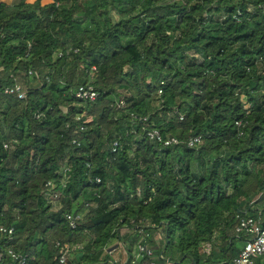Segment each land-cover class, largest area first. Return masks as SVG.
<instances>
[{
  "label": "trees",
  "instance_id": "16d2710c",
  "mask_svg": "<svg viewBox=\"0 0 264 264\" xmlns=\"http://www.w3.org/2000/svg\"><path fill=\"white\" fill-rule=\"evenodd\" d=\"M89 81L95 101L75 95ZM17 84L23 100L4 93ZM0 103V223L15 229L0 244L30 264L65 246L70 264H146L139 244L158 264H232L237 215L264 222V0L0 2ZM119 239L126 261L108 252Z\"/></svg>",
  "mask_w": 264,
  "mask_h": 264
},
{
  "label": "built area",
  "instance_id": "2783aa9c",
  "mask_svg": "<svg viewBox=\"0 0 264 264\" xmlns=\"http://www.w3.org/2000/svg\"><path fill=\"white\" fill-rule=\"evenodd\" d=\"M63 53L60 52V55ZM96 69V67H93V71ZM92 75V72H91ZM162 92V91H160ZM4 93L7 95H14L19 100L25 99L26 95L23 91V88L20 84H17L15 86L7 87L4 90ZM76 97L83 100H90L95 101L98 97V91L95 89L94 85L91 83V81L81 84L77 90H76ZM1 107V103H0ZM126 107V101L125 99L121 98L117 102V108L118 109H124ZM133 118H137L136 115L132 114ZM87 119V121L90 120ZM77 120L81 119V116L76 117ZM144 120H147V118H144ZM148 136L151 140L156 141L158 143H163L164 145H173L179 143L178 139L175 137H164L162 133L157 130H151L148 133ZM202 141L201 136H196L190 139L189 146H194ZM118 145L117 142H114L113 144V151H116V146ZM68 171V167L64 168V174H66ZM97 182H100V179H97ZM53 186L52 181H49L46 184L47 188H51ZM47 196L50 198V200L54 203H56L61 193L59 191L50 192L47 190ZM83 214H72L68 213L66 214V218L69 222V225L72 229H75L78 225V222L82 219ZM14 227L8 226L4 223H0V243L11 241L13 234H14ZM128 229L122 228L120 231V234H124ZM236 231L239 235H242L245 239V245L241 249L240 254L233 260L232 264H264V261L259 260L260 257L264 255V222L261 217H254L248 214L245 215H237V225H236ZM1 239H4L2 241ZM5 247L2 249L0 244V264H30V257L26 254L19 253L15 251L12 247L6 246V243L3 244ZM117 247L121 248L123 253L128 257L129 251L124 244L122 240H118ZM113 248V247H112ZM108 250L109 253H113L116 248ZM75 247L65 246L61 249L60 255L57 259L56 264H70L71 257L73 254ZM211 250V244L206 243L203 248V252L209 253ZM138 251L140 253H145L149 260L146 264H158L157 257L155 255V252L153 249H150L146 247L145 245L139 244L138 245ZM163 258V255L161 256ZM163 264H175L174 262H171L170 260H166Z\"/></svg>",
  "mask_w": 264,
  "mask_h": 264
},
{
  "label": "crops",
  "instance_id": "0c3cea01",
  "mask_svg": "<svg viewBox=\"0 0 264 264\" xmlns=\"http://www.w3.org/2000/svg\"><path fill=\"white\" fill-rule=\"evenodd\" d=\"M20 1L21 0H0V2H4V3L10 4V5L18 3ZM26 1L29 3H34L37 0H26ZM41 2H42V4H49L50 2H52V0H41ZM115 258H116V255H115ZM117 259H119L120 261H126L127 257L121 251H119V254L117 255Z\"/></svg>",
  "mask_w": 264,
  "mask_h": 264
},
{
  "label": "rangeland",
  "instance_id": "374dc122",
  "mask_svg": "<svg viewBox=\"0 0 264 264\" xmlns=\"http://www.w3.org/2000/svg\"><path fill=\"white\" fill-rule=\"evenodd\" d=\"M52 203V205H56V204H54V202H51ZM56 207H57V205H56ZM54 209V208H53ZM157 238L160 240V236H158L157 235ZM75 247V246H74ZM80 248L82 247V246H79ZM113 248H116V250L113 252V253H110L111 255H113V257L115 258V255H116V258L115 259H117V255L119 254V251H121L122 253H123V251H122V249L121 248H119V247H117V244L115 245V246H113ZM112 248V249H113ZM110 250V249H109ZM118 250V251H117ZM75 253V252H74ZM72 254V257H71V259H74L75 258V254ZM118 253V254H117ZM124 254V253H123ZM125 255V254H124ZM127 257V256H126ZM259 260H261V261H264V255L262 256V257H260L259 258ZM183 264H188V261L186 260V261H184V263Z\"/></svg>",
  "mask_w": 264,
  "mask_h": 264
}]
</instances>
